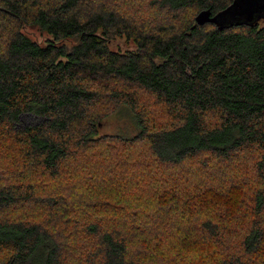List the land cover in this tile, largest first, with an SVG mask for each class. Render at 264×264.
<instances>
[{
    "label": "trees",
    "instance_id": "1",
    "mask_svg": "<svg viewBox=\"0 0 264 264\" xmlns=\"http://www.w3.org/2000/svg\"><path fill=\"white\" fill-rule=\"evenodd\" d=\"M232 2L0 0V264H264V19L195 22Z\"/></svg>",
    "mask_w": 264,
    "mask_h": 264
},
{
    "label": "rangeland",
    "instance_id": "2",
    "mask_svg": "<svg viewBox=\"0 0 264 264\" xmlns=\"http://www.w3.org/2000/svg\"><path fill=\"white\" fill-rule=\"evenodd\" d=\"M24 32L32 40H36L38 42L43 41L41 35H39L38 32L34 30H31L29 28H24ZM44 38H46V36ZM127 46H128L127 42L125 43V41L121 39H116L110 43V48L112 50L124 51L128 48ZM146 97L147 96H145L144 98ZM144 104L146 106L147 111L149 112L147 113L151 121L153 120V122L156 123L162 122L161 126H163V124H165L167 120L165 119L164 115L161 112L157 111L155 108H153L152 105L149 106L146 104V102H144ZM38 121L39 119L36 116L32 114H27L21 116L20 125L22 126L34 125ZM101 122L102 123L98 125L99 136H121L124 138H131L133 136H136L139 132V129H137L135 125V120L133 118V115L126 106H122L117 112L110 113V115L105 117L104 120H102ZM188 168L190 169L189 171L194 170V167H188ZM207 187H209V185H207ZM238 210L239 212L236 215V219H239L241 217H246V213H250L248 212V208L245 207V205L240 206ZM241 211L246 213H243L242 215L239 216ZM179 235L180 234H177V236Z\"/></svg>",
    "mask_w": 264,
    "mask_h": 264
},
{
    "label": "water",
    "instance_id": "3",
    "mask_svg": "<svg viewBox=\"0 0 264 264\" xmlns=\"http://www.w3.org/2000/svg\"><path fill=\"white\" fill-rule=\"evenodd\" d=\"M264 19V0H233L224 10L211 15L209 10H203L195 17L197 25L206 23L215 25L218 30L237 26H256Z\"/></svg>",
    "mask_w": 264,
    "mask_h": 264
}]
</instances>
